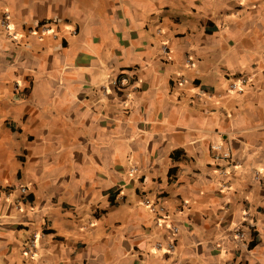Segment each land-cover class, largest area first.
Here are the masks:
<instances>
[{"label":"crops","instance_id":"0c3cea01","mask_svg":"<svg viewBox=\"0 0 264 264\" xmlns=\"http://www.w3.org/2000/svg\"><path fill=\"white\" fill-rule=\"evenodd\" d=\"M4 10L0 264H264V0Z\"/></svg>","mask_w":264,"mask_h":264},{"label":"built area","instance_id":"2783aa9c","mask_svg":"<svg viewBox=\"0 0 264 264\" xmlns=\"http://www.w3.org/2000/svg\"><path fill=\"white\" fill-rule=\"evenodd\" d=\"M0 27L5 31V33L9 36V37H13L12 32L10 31V14L8 11H3L1 12V16H0ZM50 30V25L47 23H42L40 24L39 27L34 28V29H29L30 33H46ZM165 49V48H164ZM247 82L246 78H239L237 80L236 83H231L230 84V89L235 90V89H240V87L242 85H244ZM115 87L116 89H121L123 86L127 85L128 82L125 78H121L119 80H115L114 81ZM213 149L218 151V155L216 156V159H224L227 160L229 158V153L225 150H222V147L220 145H215L213 146ZM220 151V152H219ZM22 193H26V188L25 187H21L20 188ZM145 204L149 205V208L154 211V212H159V216L162 217L163 213L165 212L164 207L157 205L156 203H150L148 201V199H145ZM157 212V213H158ZM173 232H177V227H173L172 228ZM237 236L242 237V233L239 232L237 233ZM36 238H37V234H32L31 238L28 239V247L26 249V254L30 255L31 257L34 256V250H35V245H36ZM169 247L172 248L173 244H169Z\"/></svg>","mask_w":264,"mask_h":264}]
</instances>
